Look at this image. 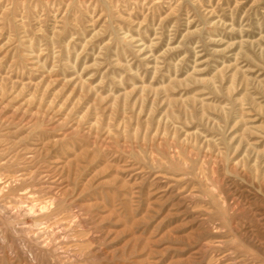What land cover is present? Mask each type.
Segmentation results:
<instances>
[{"label": "rangeland", "instance_id": "1", "mask_svg": "<svg viewBox=\"0 0 264 264\" xmlns=\"http://www.w3.org/2000/svg\"><path fill=\"white\" fill-rule=\"evenodd\" d=\"M0 264H264V0H0Z\"/></svg>", "mask_w": 264, "mask_h": 264}]
</instances>
